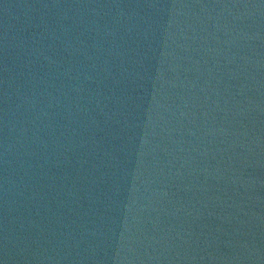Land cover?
Masks as SVG:
<instances>
[{
	"label": "water",
	"instance_id": "water-1",
	"mask_svg": "<svg viewBox=\"0 0 264 264\" xmlns=\"http://www.w3.org/2000/svg\"><path fill=\"white\" fill-rule=\"evenodd\" d=\"M0 264H264V0H0Z\"/></svg>",
	"mask_w": 264,
	"mask_h": 264
}]
</instances>
